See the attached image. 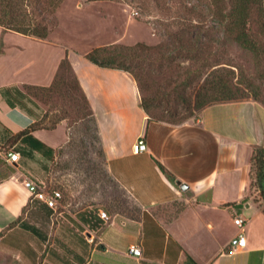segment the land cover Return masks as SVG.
Here are the masks:
<instances>
[{
	"label": "crops",
	"instance_id": "obj_1",
	"mask_svg": "<svg viewBox=\"0 0 264 264\" xmlns=\"http://www.w3.org/2000/svg\"><path fill=\"white\" fill-rule=\"evenodd\" d=\"M12 35L25 37L0 26V264H264V199L251 165L264 149V105L217 104L180 125L149 120L131 74ZM66 56L97 122L110 201L65 198L52 209L25 182L62 193L49 188L69 128L62 120L32 129L47 110L28 89L50 87ZM49 137L62 143L53 147ZM139 138L148 150L135 154ZM10 152L20 154L17 163L6 162ZM237 217L246 222L245 249L231 245L241 233Z\"/></svg>",
	"mask_w": 264,
	"mask_h": 264
},
{
	"label": "rangeland",
	"instance_id": "obj_2",
	"mask_svg": "<svg viewBox=\"0 0 264 264\" xmlns=\"http://www.w3.org/2000/svg\"><path fill=\"white\" fill-rule=\"evenodd\" d=\"M197 4L207 14L215 8L210 0H160L159 3L156 0H66L52 16L54 26L47 40L61 49L83 55L93 49L114 44L124 47L138 44L162 47L161 55L168 59L161 60L160 56L152 54L150 60L143 62V69L136 71L146 95L158 101L162 100L160 104L156 103L158 108L152 111L154 119L174 123L189 122L200 117L203 111L193 113L194 116L190 115L188 109L185 110L187 113L184 112L188 106L194 110L197 83L183 92V81L187 73L200 67V62L197 64L188 58L197 56V49H201L207 57L214 56L209 58V65H215L216 61L225 63L235 70L237 78L246 83L255 81L256 91L260 94L261 101H264V56L260 57L257 65L254 58L236 42V33H233L234 30L228 23L222 26L210 23L203 25L206 32L210 36L214 34L215 39L220 38L221 43L217 46L209 42L212 37L208 35L202 37V45H199L197 40L201 25L190 22V19H186L187 24L181 25L180 21L183 20L179 17L184 15L186 7L191 8ZM225 5L229 8L230 0ZM260 23L252 25V32L257 36L259 46L264 48V34L260 28L259 36L257 32ZM213 27L216 30L211 34L209 29ZM182 30L187 31L182 43L190 52L189 56L186 55L187 50L179 55L180 44L171 37V34L179 35ZM10 37L22 39L14 35ZM22 40L24 43H33L25 37ZM40 47V51L44 49L43 45ZM28 48L32 49L31 46ZM52 49L50 46L48 53ZM169 57H175V61L168 62ZM28 91L32 95H38V99L47 109V114L41 120L44 127L54 128L60 120H67L68 123L69 143L57 157L56 167L59 173L56 184H52L49 189L58 188L63 193V199L76 198L85 205H101L107 200L110 201L109 181L103 171L104 158L95 125L90 118L84 121L77 116L78 113L76 115L70 103L71 92L66 94L65 89H59L57 94L51 95V100H46L42 99L41 92L30 88ZM140 95L142 97L141 93ZM175 110L180 115L173 117L171 113ZM52 140L51 137L49 143L53 147L62 143L60 139ZM252 179L255 180V175ZM122 209L123 206H117V210Z\"/></svg>",
	"mask_w": 264,
	"mask_h": 264
},
{
	"label": "trees",
	"instance_id": "obj_3",
	"mask_svg": "<svg viewBox=\"0 0 264 264\" xmlns=\"http://www.w3.org/2000/svg\"><path fill=\"white\" fill-rule=\"evenodd\" d=\"M65 1L66 0H0V26L4 30L15 32L25 37L47 40L51 34L52 27L54 26L52 16ZM156 1L159 3L160 0ZM210 2L215 8L214 10H210L209 14L203 12L201 5H198L199 3L197 5H192L191 8L186 7L184 15L179 16L181 20H183L180 21V24H187L186 19H190V22L194 21V23L201 25L199 26L200 34L197 43L202 45V37L209 35V37H212L209 42H213L218 46V44L221 43V40L220 38H213L214 34H212L216 29L214 27L213 29H209L212 34L210 36L203 25L210 23L211 25L222 26L225 23H228V25L233 28V33H236V42L246 53L252 56L257 62V65H259L260 57L264 56V48L259 46V41L256 40L257 36L252 32V25H257L261 22L257 27L258 36L259 28L262 34H264V0H230L229 8L225 5L227 0H210ZM191 27L194 28L193 25H191ZM186 33V30H182L179 35L171 34V37L175 38L180 44L178 50L179 55L187 50V47L182 43V39ZM161 50L162 47L160 46L154 48L138 44L134 47H124L114 44L93 49L86 52L84 55L90 63L97 67L120 70L131 74L137 82L139 91L142 94L141 106L149 120L166 122L174 125L184 124L186 121L173 123L161 119H154L152 117V111L155 108H158L156 103L160 104L162 100L159 99L158 101L146 95V90L136 73V71L140 72L143 69V62L147 59L150 60L152 54H157L162 58L161 60L168 59L161 55ZM197 52V56L188 58L197 64L200 62V67L194 72H188L183 81V92L184 89L191 87L195 82L197 83L198 87H196V95L194 97V110L188 106L184 109L185 113H187L185 110L188 109L190 115L194 116L193 113L199 111L202 112L213 105L247 100H253L258 103L262 102L264 104V101H261L260 94L256 91L257 86L255 81L249 83L242 81L236 77L235 70H232L228 67L229 65L225 63H219V61H216L215 65H209V58H214V56L209 55V57H207L208 55L202 53L201 49H197ZM189 54L190 52L188 51L186 55L189 56ZM169 59L168 62L175 61V57H169ZM149 66L151 67V65ZM201 78L202 81H199ZM30 89L41 92L40 95L42 99L46 100H51V95L54 93L57 94L59 89H65L66 94L71 92L72 99L70 100V103H72L76 115L78 113L77 116L82 117V120L84 121L90 118L91 122L95 125L97 139L100 144L98 126L94 113L72 68L68 56L61 61L55 80L50 87H33ZM28 95L32 94L29 92ZM32 96L41 102V100L38 99V95ZM178 115H180V113L177 110L171 113V116L173 117ZM42 126L41 121H39L34 127H32V129ZM26 133L28 134L30 131H27ZM37 142L39 143L40 148L46 147L44 143L40 141ZM48 150L51 152L53 151L52 149ZM158 165L164 173H167V170L160 163H158ZM251 165L253 176L255 175V181L259 186L264 199L263 148L255 149Z\"/></svg>",
	"mask_w": 264,
	"mask_h": 264
},
{
	"label": "built area",
	"instance_id": "obj_4",
	"mask_svg": "<svg viewBox=\"0 0 264 264\" xmlns=\"http://www.w3.org/2000/svg\"><path fill=\"white\" fill-rule=\"evenodd\" d=\"M148 150L147 143L144 138H139L136 144L134 145V153L142 154ZM20 159V154L18 152H10L6 159V162L9 164L17 163ZM25 187L29 190L33 198H37L43 201L48 207L56 209L58 207V202L63 199L62 193L60 191H43L40 186L32 181H26ZM100 217L108 221L109 217L106 212H102ZM245 221L241 217L235 219V224L241 230V233L232 240L231 245L236 249H245L247 247V238L245 235ZM89 241L94 243V239L90 238ZM130 253L135 257L142 256V250L139 246L133 245L130 247Z\"/></svg>",
	"mask_w": 264,
	"mask_h": 264
},
{
	"label": "water",
	"instance_id": "obj_5",
	"mask_svg": "<svg viewBox=\"0 0 264 264\" xmlns=\"http://www.w3.org/2000/svg\"><path fill=\"white\" fill-rule=\"evenodd\" d=\"M180 186H181V188L183 189V190H187L188 189V187L186 186V185H183V184H180V183H178Z\"/></svg>",
	"mask_w": 264,
	"mask_h": 264
}]
</instances>
